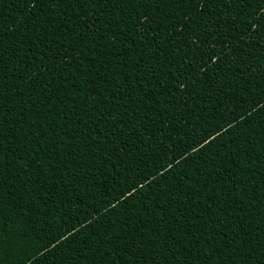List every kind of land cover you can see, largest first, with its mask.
Returning a JSON list of instances; mask_svg holds the SVG:
<instances>
[{
    "label": "trees",
    "instance_id": "16d2710c",
    "mask_svg": "<svg viewBox=\"0 0 264 264\" xmlns=\"http://www.w3.org/2000/svg\"><path fill=\"white\" fill-rule=\"evenodd\" d=\"M0 264H264V0H0Z\"/></svg>",
    "mask_w": 264,
    "mask_h": 264
}]
</instances>
